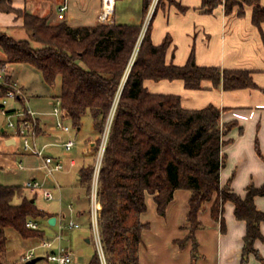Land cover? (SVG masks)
I'll return each instance as SVG.
<instances>
[{"label":"trees","instance_id":"16d2710c","mask_svg":"<svg viewBox=\"0 0 264 264\" xmlns=\"http://www.w3.org/2000/svg\"><path fill=\"white\" fill-rule=\"evenodd\" d=\"M241 1L253 7L252 22L261 29L264 7L260 0ZM153 3L154 0H143V19L138 25L113 22L72 27L65 22L52 25L47 17L14 8L12 0H0V13L22 18L23 28L40 45L36 48L31 41H18L0 32V65H29L42 73L49 86H55L60 78L59 98L78 131L87 115L100 136L111 122L97 189V219L106 264H139V248L148 228L141 221L148 209L147 195L154 196L159 215L165 216L178 190L192 193L189 234L182 244L193 240L194 253L197 251L195 233L202 228L199 213L211 202V215L225 231L224 206L232 202L236 218L247 224L242 264L252 255L262 261L255 245L257 241L264 242V212L257 210L255 198L264 197V185H250L245 198L233 193L230 185L221 188L220 173L226 163L223 148L231 143L225 137L235 125H223L222 112L213 105L187 110L179 96L150 93L144 82L181 80L188 90H201L205 81L214 87L223 83L226 91L258 86L249 71L198 66L194 52L185 66L168 64L170 38L154 45L152 23L142 38ZM222 5L227 14L241 6L238 0H203L202 11L210 14ZM5 93L0 89V99ZM94 150L98 152L92 149L90 153ZM257 151L264 159L258 145ZM94 177L95 161L79 173L78 181L87 199ZM18 198L22 199L20 204L15 202ZM90 210L91 206L86 215L93 230ZM47 218L52 217L36 202L24 198L21 187L0 186V264H19L7 261V229L16 230L24 239H42L43 233L30 229L28 223ZM89 264H102L99 252Z\"/></svg>","mask_w":264,"mask_h":264},{"label":"crops","instance_id":"0c3cea01","mask_svg":"<svg viewBox=\"0 0 264 264\" xmlns=\"http://www.w3.org/2000/svg\"><path fill=\"white\" fill-rule=\"evenodd\" d=\"M52 2L55 3L58 14L67 13L64 17H58L60 21L57 24L65 22L72 27H81L101 23L99 15L102 0H12V5L18 10H27L46 18ZM65 4L68 8L61 13L60 9ZM260 4L264 7V0H260ZM202 5L203 0H171L165 5L154 3L144 23V27L147 19L152 23V42L159 46L166 38H170L166 54L168 64L185 66L194 52L196 63L200 67L251 72L258 89L226 91L223 83L214 87L211 82L205 81L201 90H188L181 80H146L144 86L153 94L179 96L182 106L187 110H201L213 105L222 112L223 125H235L225 137V140H231V143L223 148L226 163L220 173V182L221 188L230 185L233 193L245 198L250 185L257 188L264 185V159L257 151L258 145L264 156V24L261 29L253 24V7L250 6L243 5L242 8H235L233 13L227 14L222 5L209 14L202 11ZM241 9L242 15L239 14ZM0 23L4 25V29L23 28L24 21L15 14L0 13ZM144 27L142 38L146 32ZM13 77L18 80L16 73H13ZM22 87L25 91V87ZM40 123V138L54 146L65 141L60 134H67L51 130V118L41 117ZM8 136L5 135L7 146L17 147L15 141L7 138ZM3 168L0 165V169ZM191 196L192 193L188 190H178L167 208L166 215L161 216L157 211L154 196L147 195L148 209L141 216V221L148 225V228L143 232L139 264H242L247 224L236 218L232 202H227L224 206L225 231L222 230L221 222L211 215V202L199 213L202 228L195 233L197 251L194 253L193 240L181 243L189 234ZM18 199L17 204H20L22 199ZM215 199L216 196L214 201ZM255 204L258 211L264 212V197H256ZM46 213L50 217H56ZM81 215L86 214L83 211ZM62 217L60 223L65 219V215ZM56 218L58 225V217ZM261 232L264 236V223L261 224ZM255 247L263 260L252 255L245 264H264V242L257 241ZM26 254L22 253L20 260L15 263H22ZM72 256L74 258L73 253ZM90 260L86 264H89Z\"/></svg>","mask_w":264,"mask_h":264},{"label":"rangeland","instance_id":"374dc122","mask_svg":"<svg viewBox=\"0 0 264 264\" xmlns=\"http://www.w3.org/2000/svg\"><path fill=\"white\" fill-rule=\"evenodd\" d=\"M72 1L74 2L76 0ZM238 1H240L242 7L245 5L243 1ZM169 2H171V0H158L157 4L160 3V5H165V3ZM241 6H237L236 8L239 9ZM142 7L143 0L118 1L116 3L112 23L116 20L118 24H141L143 19ZM56 8L54 2L49 5L47 17H50L49 22L52 25L57 24L60 21L58 17H64L67 14H58ZM149 21L150 20L147 19L144 27L145 30L148 28ZM3 27L4 25L0 23V32H3L16 40L31 41L34 47H40V45L34 42L31 36L23 28L17 27L4 29ZM138 50L139 46L135 52L130 67L133 64ZM1 58H3V56L0 54V59ZM11 68L13 73H16V77L21 85L25 87V93L30 108L35 112L50 111L55 99L60 96L61 79L59 78L57 80L55 86H49L44 81L42 73L29 65H11ZM2 105L3 99H0V165L4 167L3 169H0V186L21 187L22 196L24 198L30 200L29 197H31L32 201L33 199L35 200L36 205L40 210L49 212L58 217V225L56 226H50L49 219H40L38 221L39 229L36 231L43 233L42 239H24L16 230L7 229L8 243L6 255L8 262H18L22 253H27L32 249H36L37 256H44L47 254L48 250L44 249L41 245L44 242H54L55 246L66 248L74 254V264H86L96 254L98 244L94 230H91L89 226L90 218H88V215L82 216L81 212L84 211V213L87 214L91 206L96 182L99 177L96 169L99 165L102 144L108 133L111 122L104 135L100 136L95 133L94 123L90 115L84 117L81 131H78L73 126V123L69 121L68 125L71 128L70 136L75 139L76 147L71 151L66 152L59 145L60 143H56L58 146L46 150V156L60 158L59 160L64 165L63 171L53 172V174L50 175L46 170L42 158L23 153L19 146H7L5 143V135H12L13 130L8 126L9 119L2 113ZM22 109L23 105L16 103L14 100L8 101L7 110L20 111ZM13 122H16L15 117H13ZM60 137L64 140L69 138V136L63 134H60ZM7 138H9V136ZM38 142L40 145L47 144V141L43 138H39ZM92 149H98V152H95L94 150V152L90 153ZM72 160L76 162L75 166H71ZM93 161H95V177L90 198L87 199L86 191L79 184L78 178L81 168ZM20 165L23 166V169L17 168ZM31 180L40 182L45 189L52 191L55 199L47 201L40 195L35 196L31 192L24 190L23 187L25 184ZM15 202H19V199H16ZM62 215H65V219L60 223ZM71 221L79 224L80 228H69V223ZM60 236L61 241L58 240V237Z\"/></svg>","mask_w":264,"mask_h":264},{"label":"built area","instance_id":"2783aa9c","mask_svg":"<svg viewBox=\"0 0 264 264\" xmlns=\"http://www.w3.org/2000/svg\"><path fill=\"white\" fill-rule=\"evenodd\" d=\"M158 0H154V3H157ZM116 0H102V9L99 15V21L101 24H111L112 18L115 13ZM67 5L65 4L60 12L63 13L67 10ZM0 89H5L6 93L1 98L3 99L2 113L9 119V128L13 130V134L9 135L10 139H13L17 146L23 151V153L31 154L37 157H40L44 160V164L48 174L52 175L53 172L63 171L64 165L63 163L54 158L53 156H46L45 152L50 147L54 146V144H44L40 145L38 139L40 138V132L42 131V125L40 123L41 117H49L52 119L53 123L51 125V130L59 131L69 135V138L59 145L66 151L69 152L76 146V141L73 139L71 135V128L68 125V122L71 121V117L68 111L62 106V101L59 97H57L52 104V108L47 113H39L33 111L29 106V101L26 96V93L21 85V83L13 77V71L11 68V64L3 63L0 65ZM14 100L16 103L23 105L22 110H7L8 101ZM14 113V114H12ZM13 117L16 118V122H13ZM108 139V133L104 138V142L102 144L101 155L99 160V165L97 167V173L100 172V167L103 159V155L105 152L106 144ZM71 166H75V161H71ZM18 169H23V166L17 167ZM97 185L98 180L96 182L95 193L93 194L91 201V220L92 227L97 239L98 250L102 259L103 264H106L99 227H98V219H97ZM24 190L31 192L33 195H40L47 201H52L55 199V196L52 191L44 188L43 184L36 180H31L27 182L24 186ZM72 210V209H71ZM61 218H63L61 216ZM28 227L33 230L39 229L38 222H29ZM69 228L71 229H79L80 225L71 221L69 223ZM58 240L61 241V236L58 237ZM44 249L48 250L47 254L44 256V260L48 264H73L74 258L72 253L67 251L65 248L61 246H55L54 242H44L41 245ZM39 256L36 255V249H32L27 252V254L23 257L22 263L27 264V262L37 258Z\"/></svg>","mask_w":264,"mask_h":264},{"label":"water","instance_id":"95a60500","mask_svg":"<svg viewBox=\"0 0 264 264\" xmlns=\"http://www.w3.org/2000/svg\"><path fill=\"white\" fill-rule=\"evenodd\" d=\"M108 133H109V129H108ZM32 202H35V200H33ZM56 224H57V218L56 217H52L49 219V225L50 226H56ZM42 261H44V257H37V258H34L33 260L27 262V264H39Z\"/></svg>","mask_w":264,"mask_h":264}]
</instances>
